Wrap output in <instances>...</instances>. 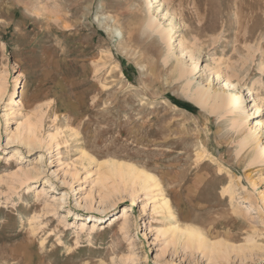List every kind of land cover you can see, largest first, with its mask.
Here are the masks:
<instances>
[{"label": "rangeland", "instance_id": "rangeland-1", "mask_svg": "<svg viewBox=\"0 0 264 264\" xmlns=\"http://www.w3.org/2000/svg\"><path fill=\"white\" fill-rule=\"evenodd\" d=\"M155 1L0 0V264H264V0Z\"/></svg>", "mask_w": 264, "mask_h": 264}, {"label": "bare ground", "instance_id": "bare-ground-1", "mask_svg": "<svg viewBox=\"0 0 264 264\" xmlns=\"http://www.w3.org/2000/svg\"><path fill=\"white\" fill-rule=\"evenodd\" d=\"M156 3H161L160 6H163L164 0L155 1L154 3L150 2L151 5L156 4ZM153 23H155V21H153ZM173 30H174V26L170 29L169 32H172ZM163 37L165 39L168 36L164 35ZM187 54H189V57H190V59H192V63L194 65H196L199 62V58H195L192 55L191 51H188ZM186 72L187 71L185 70V68L184 67L182 68V66H181V74L185 75ZM236 87H237V85H235L234 83H232L229 80H226V82L224 84V88L228 91V93L223 91L220 93H215L214 96H216V99H218V100L220 99L224 106H229V105L233 104V102H235V101L238 102L237 113L241 114V112H246L248 109L247 96H245L244 92L233 94L231 90H237ZM18 92H19V90H18ZM200 93H201V95H200L201 99H205L209 95L207 92H204V91H200ZM248 93H250V92L248 91ZM13 103H15L14 97H12L10 105H12ZM254 109H255L254 115L258 116V114L260 113V108L256 106ZM263 126H264L263 123L258 122V124H257L258 130L263 128ZM257 135H258L257 131L254 132L253 134H250L249 136H247L244 139L243 144H246V143L252 144L253 142H255L254 137H257ZM31 144H27L29 148L31 146H33ZM258 150H259L258 155H260L259 157L263 156L264 155V148L261 149V146L259 145ZM104 162L105 163L103 165H101L100 167H101V169L105 170V174H107L109 176L114 177V176L118 175V176H122L123 179H125V180H128V179L133 180L134 179L135 181L138 182V185L143 190L144 189L148 190V189H151L152 187L159 189V196L158 197L160 199L159 201H161V202L159 204H156V206L154 208H155V211H162V212L166 213L169 217V220H171L173 222V225L171 226L172 228L170 229V231L172 232V234L174 235L175 238H177V237L186 238V240H190V241H194L198 238V239H203L205 242L206 239L202 233L196 231L193 228H181L179 225H177L175 215L173 214L171 201L168 197L164 196L162 187L160 184H158V180L154 175H152L151 173H148L146 171L137 169L136 167H132L131 165L123 163V162H118V161H104ZM62 199L65 200V197L63 196ZM71 213H72V211L69 212V214H71ZM91 218L92 219L95 218V220H99V218H97V217L92 216Z\"/></svg>", "mask_w": 264, "mask_h": 264}]
</instances>
